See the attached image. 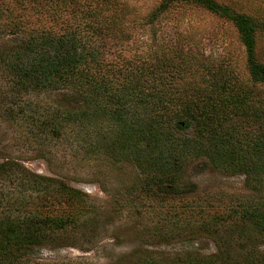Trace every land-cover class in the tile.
Returning <instances> with one entry per match:
<instances>
[{
    "label": "trees",
    "instance_id": "1",
    "mask_svg": "<svg viewBox=\"0 0 264 264\" xmlns=\"http://www.w3.org/2000/svg\"><path fill=\"white\" fill-rule=\"evenodd\" d=\"M174 3L194 4L234 25L245 48L246 82L231 72L204 84L183 81L185 74L195 73L189 53L179 50L170 56L160 51L147 64L117 67L107 62L100 41L118 21L98 14L111 8L115 12L113 3L83 11L88 14L81 27L88 25L92 34L96 30L95 38L82 35L80 26L57 33L27 32L16 45L0 50V73L8 76L14 96L64 92L75 100L67 107L43 108L32 102L21 107L39 144L43 137L36 155L47 158L43 145L49 136L58 140L67 129H76L77 144L88 152L134 164L149 193L154 188L165 193L177 189L189 160L205 159L220 173L244 177L251 194L236 213L251 226L247 232L264 241V96L258 94L264 88V63L255 55L256 34L264 31V20L214 0H162L158 10ZM216 73L222 72L211 74ZM20 168L13 159L0 162V181L23 175L14 193L2 196L4 186L0 188V264H17L24 251L49 244L55 235L81 225L83 215L95 208L86 194L67 182L25 176ZM258 258L254 264H260Z\"/></svg>",
    "mask_w": 264,
    "mask_h": 264
},
{
    "label": "rangeland",
    "instance_id": "2",
    "mask_svg": "<svg viewBox=\"0 0 264 264\" xmlns=\"http://www.w3.org/2000/svg\"><path fill=\"white\" fill-rule=\"evenodd\" d=\"M161 1L0 0V50L16 45L29 31L57 33L80 26L82 35L95 38L96 30L92 34L88 25L81 27L87 22L83 17L88 13L83 11L113 3L115 12L111 8L98 14L118 21L115 31L105 30L108 37L100 41L107 62L117 67L147 64L160 51L170 56L179 50L189 53L195 73L185 74L183 81L204 84L227 72L240 81L249 79L245 48L230 21L191 3H174L159 11ZM214 1L264 20V0ZM191 55L194 59H189ZM255 55L264 63V31L256 34ZM258 94L264 96L263 87ZM27 102L48 108L71 106L75 100L64 92L14 96L8 76L0 73V162L16 160L25 176L61 179L86 194L95 208L83 215L81 225L55 235L49 244L24 251L17 264H254L256 255L264 264V241L251 230L248 233L251 226L236 213L251 194L242 175L220 173L205 159H190L177 189L165 193L154 188L149 193L134 164L88 152L77 144L73 128L58 140L49 136L43 145L47 158H42L36 154L43 137L39 144L31 122L20 114ZM22 176L0 181L2 196L14 193ZM8 209L16 208L2 210Z\"/></svg>",
    "mask_w": 264,
    "mask_h": 264
}]
</instances>
